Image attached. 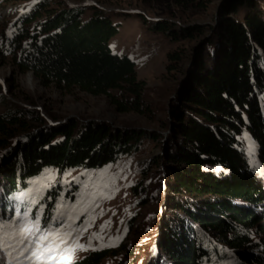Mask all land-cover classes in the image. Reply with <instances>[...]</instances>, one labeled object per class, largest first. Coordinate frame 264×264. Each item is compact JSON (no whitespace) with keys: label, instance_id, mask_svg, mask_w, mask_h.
Returning <instances> with one entry per match:
<instances>
[{"label":"trees","instance_id":"1","mask_svg":"<svg viewBox=\"0 0 264 264\" xmlns=\"http://www.w3.org/2000/svg\"><path fill=\"white\" fill-rule=\"evenodd\" d=\"M222 14L219 25L209 29L175 30L166 21L150 26L172 40L211 33L195 49L165 141L158 133L105 122L70 119L52 125L38 111L15 104L1 112L0 221L10 226L0 234L13 231L26 212L31 220L50 222L59 187L33 205L17 197L44 169H98L149 141L163 150L150 167L161 172L157 191L171 211L158 215L157 246L164 258L158 264H221L228 259L264 264V173L249 166L240 139L247 133L257 144L264 172V0H227ZM119 26L95 5L38 0L12 24L5 52L21 72H31L44 84L105 96L118 113L140 112L143 84L135 65L108 46ZM168 58L176 60L177 54ZM211 166L222 171L207 169ZM18 253L19 247L5 245L0 264H26ZM116 253L91 252L75 264H99ZM129 256L118 264H138Z\"/></svg>","mask_w":264,"mask_h":264},{"label":"rangeland","instance_id":"2","mask_svg":"<svg viewBox=\"0 0 264 264\" xmlns=\"http://www.w3.org/2000/svg\"><path fill=\"white\" fill-rule=\"evenodd\" d=\"M37 1L0 0V113L15 104L38 111L52 125L70 119L105 122L117 128L158 133L163 136L161 141H165L171 128V110L192 69L195 49H200L211 33L172 40L168 33L154 31L150 26L166 21L175 30L217 27L223 20L222 10L227 0H64L73 7L95 5L120 25L109 40L110 52L130 59L135 65L137 80L143 84V108L140 112L124 113L116 112L105 96H93L76 87L65 89L44 84L31 72H21L14 65L5 52L10 47L4 40L12 34V24ZM88 15L89 12L82 18ZM169 54H177V59L170 61ZM240 139L249 166L262 175L257 144L247 133ZM162 155L160 143L144 141L138 151L131 150L98 169L75 168L63 172L44 169L17 197L33 205L59 187L48 215L50 222L38 217L39 223L34 228L37 218L31 220L26 212L27 216L25 213L20 216L13 231L0 237L6 246L15 248L20 247L16 240L21 229L32 241L39 236L47 237L35 246L28 245L34 249V256L31 252L21 255L19 250L17 257L23 258L26 264H75L89 253L103 250L117 253L106 256L99 264H118L126 254H131L129 257L138 260V264L160 263L164 258L157 246L158 215L171 211L157 191L162 183L161 172L150 166ZM207 169L215 173L222 171L218 166ZM136 186L140 187L134 192ZM143 188L147 193H143ZM47 199L50 202L51 196ZM143 199H149V205L141 206L139 202ZM77 244L87 250L77 248ZM121 246L124 251H119ZM47 247L52 250L47 251ZM155 250H158L156 256ZM221 264L236 263L228 259Z\"/></svg>","mask_w":264,"mask_h":264},{"label":"snow or ice","instance_id":"3","mask_svg":"<svg viewBox=\"0 0 264 264\" xmlns=\"http://www.w3.org/2000/svg\"><path fill=\"white\" fill-rule=\"evenodd\" d=\"M25 216H27V213H25ZM38 223H39V221L37 218V220H35L33 222V227L35 228ZM9 226L10 225H6L2 221H0V232H3L4 229L6 227H9ZM101 227L103 228L104 226L102 225ZM24 231H25L24 229H21L20 237H19V239L16 240V245L20 246L19 250H20L21 255H24L25 253L31 252L32 255L34 256L35 255L34 249H30L28 247V245L32 244L33 246H35V244L39 243L40 241L47 240V237L46 236H39L36 241H32V240H29L28 236L23 234ZM27 231L31 232V229H27ZM95 235H97V234H94V236ZM61 242H63V241H61ZM4 247H5V241H4L3 237H0V252H2L4 250ZM76 247L81 249V250H87V248L84 245L77 244ZM51 250H52L51 247H47V251L50 252Z\"/></svg>","mask_w":264,"mask_h":264},{"label":"water","instance_id":"4","mask_svg":"<svg viewBox=\"0 0 264 264\" xmlns=\"http://www.w3.org/2000/svg\"><path fill=\"white\" fill-rule=\"evenodd\" d=\"M154 254H155V256L158 255V250H155V253Z\"/></svg>","mask_w":264,"mask_h":264}]
</instances>
